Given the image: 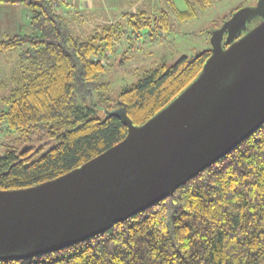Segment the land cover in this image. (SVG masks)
<instances>
[{
  "label": "trees",
  "instance_id": "1",
  "mask_svg": "<svg viewBox=\"0 0 264 264\" xmlns=\"http://www.w3.org/2000/svg\"><path fill=\"white\" fill-rule=\"evenodd\" d=\"M58 2L0 0L26 8L33 30L0 38V54L20 58L19 69L0 83L2 91L12 87L0 97V190L55 180L102 155L129 132L117 111L125 110L134 126L146 124L201 75L210 57L205 51L159 64L112 97L107 61L127 28L130 40L157 41L170 29L168 14H123L77 37ZM178 14L195 17L193 10ZM0 264H264V124L172 196L105 233Z\"/></svg>",
  "mask_w": 264,
  "mask_h": 264
},
{
  "label": "water",
  "instance_id": "2",
  "mask_svg": "<svg viewBox=\"0 0 264 264\" xmlns=\"http://www.w3.org/2000/svg\"><path fill=\"white\" fill-rule=\"evenodd\" d=\"M201 75L124 140L40 185L0 190V261L57 252L172 196L264 124V0L210 32ZM226 43L227 48L223 46Z\"/></svg>",
  "mask_w": 264,
  "mask_h": 264
},
{
  "label": "rangeland",
  "instance_id": "3",
  "mask_svg": "<svg viewBox=\"0 0 264 264\" xmlns=\"http://www.w3.org/2000/svg\"><path fill=\"white\" fill-rule=\"evenodd\" d=\"M256 2L257 0H96L93 4V19H97L87 22L84 29L71 31L74 36L86 37L93 33L97 25L119 21L123 14L141 11L151 17L158 13L168 14L170 29L168 32L161 31L159 40L151 42L144 36L138 41L134 38L130 40L128 37L131 36V30L127 28L116 52L110 55L104 81L112 84L110 96L117 97L123 89L136 84L146 71L155 66L174 65L181 57L191 58L210 50V32L220 28L243 4L254 6ZM191 10L195 13L194 18L180 20L178 13ZM71 26L76 29L77 20L72 21ZM20 31L25 33V27ZM19 64L17 54H0V83L8 82L13 72L19 69ZM8 84L6 90L0 89V97L10 94L12 87Z\"/></svg>",
  "mask_w": 264,
  "mask_h": 264
},
{
  "label": "crops",
  "instance_id": "4",
  "mask_svg": "<svg viewBox=\"0 0 264 264\" xmlns=\"http://www.w3.org/2000/svg\"><path fill=\"white\" fill-rule=\"evenodd\" d=\"M95 1L92 2L90 0H59L56 9L57 12L67 22L69 28L72 29V31H78L77 28L84 29L86 27L87 22L89 23L91 20L97 19H93L95 15V11L93 10V4L95 3ZM82 2L84 4H82ZM74 20H77L76 29L71 26L72 21ZM29 22V12L23 6H0V38L6 36H14L18 34H32L33 30L30 27ZM22 26L25 27V33L23 31H20L24 30V27Z\"/></svg>",
  "mask_w": 264,
  "mask_h": 264
}]
</instances>
